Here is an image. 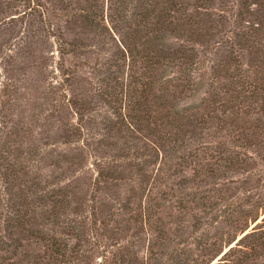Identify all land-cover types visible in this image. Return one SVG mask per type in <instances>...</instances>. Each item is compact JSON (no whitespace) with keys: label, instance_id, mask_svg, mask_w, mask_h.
I'll return each mask as SVG.
<instances>
[{"label":"rangeland","instance_id":"rangeland-1","mask_svg":"<svg viewBox=\"0 0 264 264\" xmlns=\"http://www.w3.org/2000/svg\"><path fill=\"white\" fill-rule=\"evenodd\" d=\"M261 217L264 0H0V264H211Z\"/></svg>","mask_w":264,"mask_h":264},{"label":"trees","instance_id":"trees-1","mask_svg":"<svg viewBox=\"0 0 264 264\" xmlns=\"http://www.w3.org/2000/svg\"><path fill=\"white\" fill-rule=\"evenodd\" d=\"M252 225L251 229L247 227L246 230L242 232L240 238L235 244H232L234 243V240L229 244L227 250H225L222 255L219 253L211 264H241L251 253L255 254V251L258 248L264 247V217H261V220L256 219ZM236 254L238 256L232 259Z\"/></svg>","mask_w":264,"mask_h":264}]
</instances>
